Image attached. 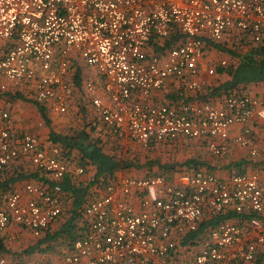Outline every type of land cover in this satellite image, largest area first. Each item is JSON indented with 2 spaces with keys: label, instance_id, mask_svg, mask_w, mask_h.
I'll return each mask as SVG.
<instances>
[{
  "label": "built area",
  "instance_id": "2783aa9c",
  "mask_svg": "<svg viewBox=\"0 0 264 264\" xmlns=\"http://www.w3.org/2000/svg\"><path fill=\"white\" fill-rule=\"evenodd\" d=\"M227 38L243 53L264 45V0H0V74L14 84H34L38 104L69 112L75 53L102 78L107 100L93 98L101 130L144 147L202 140L218 158L235 144L255 158L253 128L255 121L264 126V98L153 104L169 80L201 90L194 77L204 64L205 39ZM229 65L219 60L207 75ZM85 88L96 91L92 82ZM7 119L2 113L0 174L24 160L57 182L72 172L59 148H43ZM83 174L79 167L72 176ZM25 191L28 200L17 191L0 192V235L16 223L39 236L61 217L60 185L48 191L30 182ZM205 219L219 222L201 231ZM84 224L65 264H264V168L230 178L195 170L177 182L118 178L85 208ZM0 264L12 263L0 254Z\"/></svg>",
  "mask_w": 264,
  "mask_h": 264
},
{
  "label": "crops",
  "instance_id": "0c3cea01",
  "mask_svg": "<svg viewBox=\"0 0 264 264\" xmlns=\"http://www.w3.org/2000/svg\"><path fill=\"white\" fill-rule=\"evenodd\" d=\"M207 44V52L204 58V64H202L199 75L194 77V80L200 81L203 83V87L207 86H219L223 81L219 77H210L207 75V69L218 62L219 60L226 59L230 62L232 57L220 50H217L212 47V44H217L212 40L205 39ZM222 44L228 45L230 51H242L241 47H238L239 43L236 39L232 38L225 39ZM75 59L72 61L74 67L72 68V74L68 79L72 84L74 90V101L73 106L70 108L67 114H58L48 109L35 101V92L34 84L19 83L14 84L8 82L7 79L0 74V86L6 84L7 90H0V94H12L25 96L29 101L23 111H17L16 105H14L7 100L6 97H0V119L2 113L8 114V119L6 124L10 126L13 130L19 131L24 134H31L39 139L41 145L45 149H51L57 147L61 151L62 158L68 163L70 167V174L61 180L64 181L66 178H69L76 182L78 187H87L91 183V179L94 175V168L88 167V171L85 170L84 174L80 177H73L72 173L75 169L79 168L76 162L73 161L77 155L73 152L71 157L68 159L66 157L63 149L51 141L50 133L54 131L56 133L69 135L73 134L75 131L82 129V127L88 125V130H91L92 126L98 127L96 137L101 140V145L104 146L105 143L108 147H111L112 144H122L127 146H142L136 142H133L128 139H120L113 137L106 130H101L103 127V122L101 120L100 114L96 111L93 106V98L101 97L104 100H107V95L105 94L101 81L102 78L98 70L88 65L85 61L81 59L77 54H73ZM228 80V79H227ZM87 82H92L96 86V91L93 94H89L86 91ZM246 93L251 96L264 98V83L262 84H252L248 86L245 90ZM185 93V95H184ZM196 92H189L181 85L179 81L169 80L163 90L158 91L154 94L153 104L154 105H171L179 102L184 99L190 103H199L194 100ZM185 96V97H184ZM188 97L191 100H188ZM223 100V99H221ZM220 100V101H221ZM219 99L213 100V103H217ZM45 109L47 117L49 118L51 125L48 126L44 118L42 117L40 108ZM31 113V115H30ZM32 117H36L35 119ZM70 124V128L67 129L66 125ZM253 147L257 149L258 154L255 158L251 157L249 148H242L235 144L231 145L229 154L224 158H218L213 156L206 143L202 140H191V139H180L176 142H156L146 148H155L160 146H187L192 145L197 150H200L201 155H206L207 160H201L200 158L195 161H202L198 170L206 171L213 173L221 178H230L232 175L240 173H262L264 168V126L258 121L254 122L253 128ZM110 144V145H109ZM144 147V146H143ZM14 173H25L26 175L39 176L41 180H29L15 184L14 190L23 195L25 200H28L30 196L25 191V185L27 183H35L45 187L44 179H50L51 181L58 183L61 181H55L52 177L48 176L46 173L38 170L30 160H24L23 162L15 163ZM195 168L184 166L182 168H177L171 171H165L161 173H150L144 177H137L130 173H120L117 177H133L139 179H147L156 176L166 177L172 182H177L181 175L193 173ZM6 178V177H5ZM4 178V179H5ZM31 179V178H30ZM95 196L90 202L103 197L105 193V187H97L94 189ZM0 192H4L0 189ZM89 202V203H90ZM62 208L64 214L67 215L69 210H71V202H64L62 196ZM69 214V213H68ZM71 215V214H70ZM68 217V215H67ZM231 219L236 222H240V217L233 214ZM228 216L226 219L228 220ZM214 221V220H213ZM210 219H205L201 224L202 230H207L209 227L213 226L215 223ZM56 222V221H55ZM52 223L49 229L44 230L38 236L33 230L20 226L16 223H11L6 231L0 235V254L8 259L12 264H65V257L71 246V242L67 240L66 237L57 240H48V237H51L56 231L59 230L60 225L58 223ZM212 222L214 224H212ZM78 227L81 228V234L85 232L86 225L82 222L78 224ZM188 241L184 244L188 245ZM184 253L186 251L184 250Z\"/></svg>",
  "mask_w": 264,
  "mask_h": 264
},
{
  "label": "trees",
  "instance_id": "16d2710c",
  "mask_svg": "<svg viewBox=\"0 0 264 264\" xmlns=\"http://www.w3.org/2000/svg\"><path fill=\"white\" fill-rule=\"evenodd\" d=\"M176 39H179V37H176ZM227 46L222 43L212 44L213 48L223 51L232 57L229 67L217 69L216 77L223 80L221 85L207 86L206 88L202 86L201 90L197 91V94L193 97L195 101L207 103L216 99H225L232 95H250L245 92L248 86L264 83V45H258L248 53L237 50L230 51ZM188 100H191V98L188 97ZM38 107L47 125L50 126L51 122L47 117L45 109L40 106ZM97 131L98 127L92 126L91 130H88V125H86L69 135L54 131L50 133L51 141L63 149L68 159L73 152L76 153L77 157L73 161L76 162L77 166L82 167L84 172L85 170L88 171V167H93L94 175L87 187H78L72 178H66L64 181L58 183L47 178L44 179L46 190L51 191L58 184L62 189L61 195L63 196V201L71 202V210H69V214L67 213L68 217L63 211L61 217L55 222L59 225L62 223L59 230L51 237H48V240L58 241V239L66 237L71 242V245L76 242L83 235L78 224L84 223V211L89 205L90 200L95 196L94 189H97V187L106 188V186L117 180L120 173L131 172L134 169L141 168L132 160L113 152L114 149L108 147L106 143L102 146L100 144L101 140L96 137ZM200 165L203 164L195 160H189L184 164V166L192 167L196 170L199 169ZM175 167V165L163 166L164 170H170ZM13 169L14 166H10L0 174V189L5 193L13 192L14 186L17 183L32 179L41 180L37 175L28 176L23 172L16 174ZM213 222L216 224L219 220L216 219ZM213 222L212 224H214Z\"/></svg>",
  "mask_w": 264,
  "mask_h": 264
},
{
  "label": "rangeland",
  "instance_id": "374dc122",
  "mask_svg": "<svg viewBox=\"0 0 264 264\" xmlns=\"http://www.w3.org/2000/svg\"><path fill=\"white\" fill-rule=\"evenodd\" d=\"M6 97L13 105H16L17 111L25 110V106L28 105L27 99L25 96L12 95V94H0V97ZM31 115V113H30ZM36 118V117H32ZM67 129L70 128V124L66 125ZM110 145V144H109ZM116 154L121 155L124 158L132 160L140 169H134L131 172H128L137 177H144L150 175V173H161L165 171H171L174 169H179L184 167L185 162L189 160H207L206 155H201L200 150H197L192 145L185 146H160L155 148H146L143 146H127L122 144H112L110 145ZM199 162V161H198ZM202 162V161H200ZM175 165V168L170 170H164L163 166ZM127 172H125L126 174Z\"/></svg>",
  "mask_w": 264,
  "mask_h": 264
}]
</instances>
